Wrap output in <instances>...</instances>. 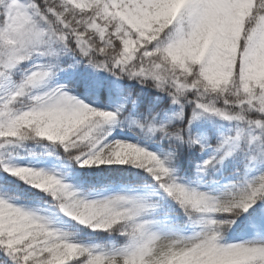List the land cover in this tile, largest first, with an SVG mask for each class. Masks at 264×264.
<instances>
[{"label":"snow or ice","instance_id":"1","mask_svg":"<svg viewBox=\"0 0 264 264\" xmlns=\"http://www.w3.org/2000/svg\"><path fill=\"white\" fill-rule=\"evenodd\" d=\"M204 115L231 127L197 172L242 161L216 193L176 168ZM125 122L143 138L110 139ZM25 141L52 151H0V264H264V0H0V150ZM73 164L140 181L81 191Z\"/></svg>","mask_w":264,"mask_h":264},{"label":"trees","instance_id":"2","mask_svg":"<svg viewBox=\"0 0 264 264\" xmlns=\"http://www.w3.org/2000/svg\"><path fill=\"white\" fill-rule=\"evenodd\" d=\"M126 87L137 89L140 86L135 84L133 81H126L124 82ZM107 97L105 96V99ZM141 108L143 105L140 106ZM170 114V113H169ZM191 110L186 109V115H190ZM137 115L136 110H133V116ZM173 123L180 124L179 121H173ZM231 125L228 122L221 121L218 118L214 116H208L204 115L198 118L197 120L193 121L192 125L189 128V132L192 135H201L203 138V143L206 144L205 148H214L216 143L218 142L219 137L222 134H230L229 129ZM122 131L129 134H133L137 136L138 138H143L144 134L140 131V129L133 127H130L127 125V123H123L121 125L114 126L112 128V132ZM152 139H155V137H152ZM165 143L166 142H162ZM21 150L23 149H45L48 151H52V148L48 147L47 145H37L34 141H25L22 144L19 145ZM4 151V150H0ZM63 151L62 149L60 150ZM201 149L200 145H193L189 147L188 145H184L179 153H178V159L176 161V168H177V174L183 178H189L194 176V174L197 172V166L202 163L201 159ZM22 152V151H21ZM4 154V153H3ZM105 167V166H101ZM128 166H120V167H112V168H125ZM242 168V161L239 156H236L235 159L232 157L228 160H226L222 166L220 167V177L221 178H229L231 175L230 173H235L238 169ZM250 173L254 174L255 169L250 167L248 170ZM141 170L138 168H131L129 172H112V173H102L97 170H94L93 168L90 169H83L80 171V173L75 177V179L71 180V183L74 185L81 184L83 185V188H87L90 185H100L105 183H113L116 185L129 183V182H137L140 181V176L138 173H140ZM14 179V178H13ZM27 187V185H25ZM81 188V189H83ZM35 191V189H33ZM161 211H176L179 212V209L176 208V206L173 207H162L157 210V212ZM251 211V209H250ZM247 214H242V217H238L237 220L242 219L243 217H247ZM183 219L184 217L181 216ZM225 234V232H224ZM79 238L81 240L86 241H94L96 239V235L89 234L87 232H80Z\"/></svg>","mask_w":264,"mask_h":264},{"label":"rangeland","instance_id":"3","mask_svg":"<svg viewBox=\"0 0 264 264\" xmlns=\"http://www.w3.org/2000/svg\"><path fill=\"white\" fill-rule=\"evenodd\" d=\"M195 136L198 138H201V142L203 143V138L201 135H195ZM111 138L135 140L138 137L133 135V134H129V133L122 132V131H117V132H111L110 139ZM154 147L155 146H153V148ZM213 151H214V148H209V147L204 148L200 153L202 161L205 159H208L209 156L213 154ZM49 152L50 151L45 150V149H23V150H21L19 145L8 146L7 150L3 151L4 156L9 160L10 163L21 165V166H29V167L36 166L34 164V161H36L38 158H40L41 154L44 155V158H48L47 154ZM230 158L231 157L227 158L226 160H228ZM224 162H222L220 165H216L215 169H207L203 173L196 172L194 174V176H192V177L183 178V181L184 182H191L189 184V186L197 188L199 191H209V192H213V193L219 192V191L223 190V186L225 184H227L230 180L234 179L233 176H231L229 178H221L220 177V167L222 166V164ZM120 166H122V165H111V166H105V167H120ZM72 168H73V171H72L71 175L74 178L80 173L81 170H83V169H78L75 164L72 165ZM86 169H90V168H86ZM57 171L59 172L61 170L57 169ZM249 174L251 175L252 173L249 172ZM3 175H7V173H3ZM197 177H199L198 182H197ZM64 180H65V182L71 183V180H73V179H69L68 177H64ZM217 181L219 183H216ZM71 184H73V183H71ZM73 186L74 187H80L81 184H79V186L73 184ZM86 189L83 188V189H81V191H85ZM173 206H175V205L171 204L167 200H165L162 204V207H173ZM160 208L161 207H158L157 210ZM249 211H250V209H249ZM244 214H247V212H245ZM239 220H238V222H239ZM55 226H58V225H55ZM258 237H259V234L255 233L252 229H236L235 224L231 228H228L224 234L225 240L230 241V242H239V241L244 240V239H252V238H258ZM82 241L87 242V243L94 242V241H86V240H82Z\"/></svg>","mask_w":264,"mask_h":264}]
</instances>
